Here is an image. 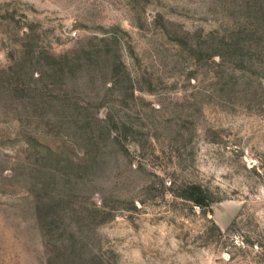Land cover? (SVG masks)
Instances as JSON below:
<instances>
[{
	"label": "rangeland",
	"instance_id": "374dc122",
	"mask_svg": "<svg viewBox=\"0 0 264 264\" xmlns=\"http://www.w3.org/2000/svg\"><path fill=\"white\" fill-rule=\"evenodd\" d=\"M0 264H264V0H0Z\"/></svg>",
	"mask_w": 264,
	"mask_h": 264
},
{
	"label": "trees",
	"instance_id": "16d2710c",
	"mask_svg": "<svg viewBox=\"0 0 264 264\" xmlns=\"http://www.w3.org/2000/svg\"><path fill=\"white\" fill-rule=\"evenodd\" d=\"M201 191H202V188L200 185L192 183V184L188 185L187 191H185L183 194H184V196L192 198L196 202L201 203L202 198H203Z\"/></svg>",
	"mask_w": 264,
	"mask_h": 264
}]
</instances>
